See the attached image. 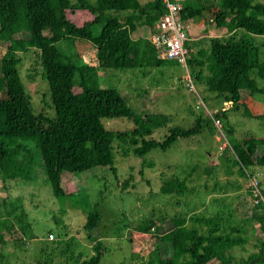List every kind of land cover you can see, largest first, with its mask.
Segmentation results:
<instances>
[{"label":"trees","instance_id":"16d2710c","mask_svg":"<svg viewBox=\"0 0 264 264\" xmlns=\"http://www.w3.org/2000/svg\"><path fill=\"white\" fill-rule=\"evenodd\" d=\"M181 4L183 19L207 17L219 30L227 32V37L210 38L207 51L200 48L195 53L186 41L187 65L192 68L190 72L195 82H204L207 90L216 96H225L232 102L231 108L238 111L246 99L243 91L249 90L250 94L260 91L252 72L264 80V41L250 42L245 38V34L264 37V3L259 0H181ZM164 10L162 0H95L93 3L89 0H0V40L9 42L0 58V178L13 179L18 184L38 181L27 153L30 151L27 144L32 143L41 158L45 180L54 195L62 197L66 194L61 185L63 174H77L112 164L115 143H118L116 147L127 146L123 149L124 155L142 159L139 173L144 175L145 169L154 165L146 160L150 150H165L179 138H190L201 132L202 125L206 126L202 115L189 127L173 125L163 131L169 124L167 115L137 112L117 89L100 85L99 70L106 73L110 69L146 70L172 65L173 60L157 57L149 40ZM81 18L84 19L80 22ZM96 26H100L97 32L94 31ZM237 31L244 35L235 37ZM60 40L94 47L96 65L79 63L80 51L71 58L59 50L55 43ZM29 51L33 55L32 68L49 87L55 112L51 118L34 111L32 96L21 79L22 54ZM209 114L213 120L221 118L228 122V108L209 111ZM103 118H125L132 126L109 130L103 125ZM227 133L230 150L226 151L233 153L241 175L247 174L251 167H264L263 136L247 132L241 139H235L230 136L231 130ZM24 151L27 154L24 155ZM204 172L209 176L212 171L205 169ZM248 176L249 180L258 181L255 175ZM133 182L129 175L122 186L135 187ZM247 188L252 196V186ZM258 188L264 199L261 181ZM158 191L178 197L191 192L187 178L175 172L161 177ZM242 196H239L240 205L234 203L236 215L231 207L226 211L225 205L221 211L210 213L204 208L203 212L192 210L190 214L191 207L187 205L179 214L174 211L173 216L144 219L143 224L131 232L132 237L155 238L157 243L140 264H264V239L254 243L255 251L248 252L246 248L254 232L264 234V201L249 203V199H245L242 202ZM225 200L226 196L220 201ZM13 205V216L8 209L6 216L0 217V264L4 258L6 233L14 225L31 226L17 200ZM245 209L247 215L242 212ZM166 218L170 223L167 231L161 233ZM250 219L258 225L257 229L252 226L251 232L247 227ZM97 220L98 213L91 211L84 230L95 228ZM87 238L95 243V254L85 263L98 264L105 248L96 237ZM241 251L248 254L242 256Z\"/></svg>","mask_w":264,"mask_h":264},{"label":"rangeland","instance_id":"374dc122","mask_svg":"<svg viewBox=\"0 0 264 264\" xmlns=\"http://www.w3.org/2000/svg\"><path fill=\"white\" fill-rule=\"evenodd\" d=\"M259 1L264 3V0ZM189 21L187 31L190 37L187 41L195 53L200 48L207 51L210 38L227 35L213 21H207V17H195ZM99 28L96 26L94 31L97 32ZM237 32L234 33L237 38L244 35L242 31ZM245 35L246 41H264L263 36ZM8 44L0 40V58ZM55 46L71 58L80 51L79 63L96 65L95 48L92 46L64 40L56 42ZM22 55L19 70L25 90L32 96L34 111L51 118L55 112L47 82L32 68V51ZM171 64L146 70L110 69L106 73L99 70L100 85L117 89L137 112L167 115L169 124L163 131L173 125L189 127L197 116L202 115L206 119V126L202 125L201 132L190 138H179L165 150H150L146 160L154 165L146 168L144 175L139 173L142 159L132 154L124 155L123 149L127 146L116 147L118 143H115V159L112 164L77 174H63L61 185L66 194L62 197L54 195L45 180L38 150L32 143H28L30 151L27 153L31 156L33 174L38 181L18 184L13 179L0 178V217H5L8 209L13 216L15 205L12 207V203L17 200L19 208L25 210L31 226L18 228L19 225H14L6 233L2 264H86L85 261H89L95 254V243L88 240V236L99 239L105 248L98 264H140L142 259L152 253L157 243L155 238L132 237L131 232L143 224L144 219L173 216L187 205L191 207L190 214L193 211L203 212L204 208L210 213L219 209L221 211L225 205L226 211L231 207L236 215L234 203H238L240 195H243L242 199L252 202L247 188L249 174L255 175L264 188V167H251L247 169L248 175H241L233 153L226 151L230 150L228 130L232 131L230 136L235 139H241L247 132L264 137V90H261L264 88V80L252 72L251 76L255 77L260 91L253 94L249 90L243 91L242 96L246 98L244 104L239 106L238 111H234L231 101L207 90L204 82H195L196 89H189L184 80L186 68L175 61H171ZM187 70L192 71L191 66L187 65ZM75 78L78 80V75ZM221 108L229 109L228 122L220 118V124H216L210 118L209 111ZM102 123L114 131L132 126V122L125 118H103ZM27 153L23 152L24 155ZM205 169L212 171L208 173L209 176L205 174ZM171 172L185 176L191 192L178 197L158 191L161 177ZM129 175H132L135 187L128 185L123 188L122 182ZM224 196L226 200L220 201ZM246 209L242 211L245 215L248 213ZM91 211L98 213L97 225L85 231L86 218ZM166 219L161 233L168 229L170 220ZM253 222L249 220L247 226L250 232L252 226L258 228L257 223ZM2 232L5 233V229ZM263 239V233L254 232L246 244L248 252L255 251L257 247L254 243ZM248 252L241 251L240 254L246 256Z\"/></svg>","mask_w":264,"mask_h":264},{"label":"built area","instance_id":"2783aa9c","mask_svg":"<svg viewBox=\"0 0 264 264\" xmlns=\"http://www.w3.org/2000/svg\"><path fill=\"white\" fill-rule=\"evenodd\" d=\"M164 13L155 23V32L149 38L156 50L157 57L160 59L173 60L186 68L184 80L189 89L195 90V81L191 72L187 70L188 50L186 41L188 39L189 27L186 19L181 17L182 4L179 0H162ZM216 124H220L219 119H214ZM248 186H252V202L264 201L258 188V181L250 179Z\"/></svg>","mask_w":264,"mask_h":264},{"label":"crops","instance_id":"0c3cea01","mask_svg":"<svg viewBox=\"0 0 264 264\" xmlns=\"http://www.w3.org/2000/svg\"><path fill=\"white\" fill-rule=\"evenodd\" d=\"M191 21H192V19H190ZM190 23V21L188 20L187 21V24H188V26L190 25L189 23ZM243 200V202H245V199H242ZM238 203H236V204H239L240 205V202H241V200H239V201H237ZM251 220V219H250ZM251 222H253V220H251ZM253 224L255 225V223L253 222Z\"/></svg>","mask_w":264,"mask_h":264}]
</instances>
